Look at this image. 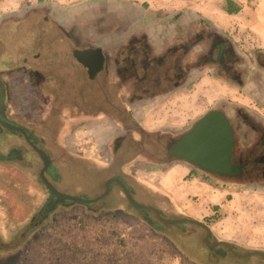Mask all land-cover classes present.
I'll use <instances>...</instances> for the list:
<instances>
[{
  "label": "rangeland",
  "instance_id": "374dc122",
  "mask_svg": "<svg viewBox=\"0 0 264 264\" xmlns=\"http://www.w3.org/2000/svg\"><path fill=\"white\" fill-rule=\"evenodd\" d=\"M7 1L12 3V12H19L13 16L33 10L39 3L0 0V22L7 14L2 8ZM180 4L182 10L189 12L187 18H205L233 36L245 50H264V0H232L229 5L236 13L231 16L226 13L227 0H182ZM72 50L70 47L67 52L70 57L75 54ZM205 71L189 80L181 92L146 101L136 116L147 127L171 125L183 129L216 109L223 100L264 114L259 100L228 88L226 83L217 82L211 71ZM52 130L50 125V137ZM105 134L99 136L101 140L83 142L80 138L81 154L86 149L87 154L94 155L96 145L107 141ZM45 149L54 158L57 175L53 184L61 193L99 198L106 191L108 180L120 173L133 198L158 209L164 219L203 222L215 238L234 244L241 252L264 253V188L216 191L190 174L182 163L171 167L140 164L134 169L147 175H135L120 156L110 161L105 147L100 160L84 162L69 157L66 151L54 153L49 147ZM27 167L0 163V264H264V259L258 257L241 262L207 258L201 228L182 225L180 229L187 232L186 236L176 226L152 228L147 218L155 221V216L134 209L116 184L112 185L110 196L92 205L57 200L54 210L48 211L43 220L35 221L40 205L49 201L51 193L41 188L36 179L35 173L42 164L29 168L32 176L24 175V171H30ZM186 173V181L180 179ZM102 207L119 211L104 212ZM194 243L199 248L192 249Z\"/></svg>",
  "mask_w": 264,
  "mask_h": 264
},
{
  "label": "crops",
  "instance_id": "0c3cea01",
  "mask_svg": "<svg viewBox=\"0 0 264 264\" xmlns=\"http://www.w3.org/2000/svg\"><path fill=\"white\" fill-rule=\"evenodd\" d=\"M181 2L39 0L33 10L13 16L19 12H12V3L7 1L2 7L7 12L2 18L7 21L8 29L0 41V75L5 79L9 117L19 122L23 118L31 125L45 117L39 131L46 139L44 148L49 147L54 153L63 150L69 157L84 162L94 156L100 158L104 147V153L110 152L115 140V126L108 125L111 123L107 119L87 124L90 113H104L99 108L87 110L85 107L91 104H87L86 99L100 101L111 97L116 100L129 95L136 73L124 60L132 59V50L144 43L154 54L179 43L180 28L188 24L180 16L187 11L182 10ZM227 11L226 8L230 16L236 13L235 10H231L232 14ZM70 47L76 56L67 55ZM87 50L103 54V69L93 73L79 60V54ZM50 125L53 129L51 137L48 134ZM104 133L107 141L96 145L94 155L87 154L86 149L81 154L80 138L83 142L86 139L101 140L99 136ZM47 154L54 165V158ZM187 176L186 173L182 178L176 177V183L179 184L180 179L186 181ZM210 188L224 190L215 186ZM102 209L104 212L119 211L112 207Z\"/></svg>",
  "mask_w": 264,
  "mask_h": 264
},
{
  "label": "flooded vegetation",
  "instance_id": "af4514ba",
  "mask_svg": "<svg viewBox=\"0 0 264 264\" xmlns=\"http://www.w3.org/2000/svg\"><path fill=\"white\" fill-rule=\"evenodd\" d=\"M230 3L227 1V12L232 14ZM188 14L189 12L180 13L181 18L184 17L183 19L188 21V24L185 25L186 27L180 28L181 37L178 44L172 45L164 52L154 54L144 43L139 48L132 50V59L124 60L125 63H129L133 67L134 73H136L133 89L127 97L116 100L106 97L101 98L100 101L95 98L86 99L87 104L93 106L85 107L87 110L99 108L104 113L100 115L90 113L87 116V124L93 123L94 120L104 121L107 119L106 121L111 123L108 125L115 126V140L111 151L107 152V158L112 161L114 157L120 156L121 160L128 162L129 167L133 168L132 174L145 173L134 169L140 164L156 163L159 166L171 167L173 164L182 163L190 169V174L194 173L197 178L209 186L227 191L264 188V114H258L255 110H250L245 106L225 103L224 100L220 101L219 106L211 111L221 112L227 117L234 139L230 167L222 168L221 171L216 172L204 170L180 160L176 154L180 140L192 130L197 122L211 112L202 116L190 127L183 129L171 125L158 129L147 127L136 116L146 101H156L160 97L181 92L189 80L193 77L196 78L199 73L205 70L211 71L216 80L236 88L239 93L242 92L249 98L259 100V104L264 105V50L247 51L241 45L236 44L233 36L215 27L205 18L201 16L187 18ZM6 24H8L6 20L0 22V41L6 35L5 32L8 29ZM3 80L5 81L4 77L2 78L0 75V82H4ZM0 118L26 130L30 138L28 141L23 134L10 131L0 124V163L24 164L30 170L23 172L27 176L32 174L29 168H32L33 165L41 163L43 167L42 159L30 143L47 154L44 148L46 139L41 137L39 131L45 117H40L36 125H31L25 123L23 118H20V122L11 119L6 108L5 117ZM75 155H77L76 152ZM91 159L100 160L98 156ZM54 169L51 161V167L45 172V176L51 184L54 179L56 180L57 173ZM41 170L35 173L36 179L39 186L50 194L40 177ZM113 178H119L125 185H128L120 173ZM114 184L118 185L117 183L112 185ZM119 188L124 195L122 188ZM50 197L49 201L40 205L41 212L35 215V221L38 218L43 220L48 211L54 210V207L58 205L51 194ZM125 199L127 200L126 196ZM149 213H152L156 218L155 221L147 220L150 226L157 230H163V225L166 224L162 223L154 212L149 211ZM160 214L162 216L161 212ZM182 225L184 224L168 226H176V229L186 236L187 232L180 229ZM201 229L206 238V231ZM210 242L213 248L205 243L206 257L214 261L226 259L241 262L255 257L262 258L257 255L243 257L250 252H241L234 244L219 240L213 234ZM199 246L194 243L192 249H197Z\"/></svg>",
  "mask_w": 264,
  "mask_h": 264
},
{
  "label": "water",
  "instance_id": "95a60500",
  "mask_svg": "<svg viewBox=\"0 0 264 264\" xmlns=\"http://www.w3.org/2000/svg\"><path fill=\"white\" fill-rule=\"evenodd\" d=\"M79 60L89 66L93 73L101 69L104 64L103 54L96 50L81 52L79 54ZM0 89V117H5L6 89L3 82H0ZM0 124L10 131L23 134L29 141V135L23 128L7 123L1 120V118ZM30 144L43 161V168L40 177L56 201L59 200L62 202L92 205L107 197L110 194L111 185L117 183L122 188L124 195L134 209L140 211L143 215H147V212L149 211L154 212L159 220L166 225L192 224L199 226L206 231L205 243L210 248H213V245L210 242L212 232L206 224L186 218L173 220L162 218L158 209L138 203L133 198L128 186L119 178L108 180L106 191L99 198L90 199L61 193L45 176V172L51 167L50 157L42 149L37 148L32 143ZM233 144V132L227 117L221 112H211L197 122L192 130L180 140L176 154L180 160L196 165L204 170L206 169L208 171L216 172L221 171L222 168L230 167ZM147 220H149V218H147ZM254 255L260 256L264 259V253L260 251L250 252L243 257Z\"/></svg>",
  "mask_w": 264,
  "mask_h": 264
}]
</instances>
